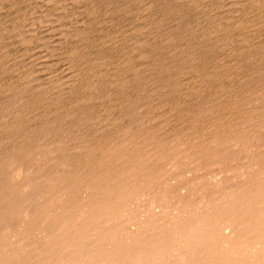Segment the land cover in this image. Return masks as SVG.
I'll return each instance as SVG.
<instances>
[{
	"label": "bare ground",
	"instance_id": "obj_1",
	"mask_svg": "<svg viewBox=\"0 0 264 264\" xmlns=\"http://www.w3.org/2000/svg\"><path fill=\"white\" fill-rule=\"evenodd\" d=\"M258 2L256 7L260 12H257L261 13L264 3ZM262 55L264 61L263 52ZM231 62L233 63L232 60ZM262 66L257 70V77L254 76L257 78L254 84H251L252 79L250 82L244 80V84L239 79L238 70L241 65L234 67L235 72L222 70V80L217 83L214 81L217 72L206 73L190 66L196 70H192L196 73L195 79L198 76L201 84L206 80L202 87L199 83L198 89L193 86L190 94L202 92L201 90L204 92L207 86L209 89L214 87V92L218 90L224 96L227 94L226 100L223 99L226 103L221 100L224 109H220L224 111L228 108L229 111H226L229 113L226 115L224 111L221 112L223 115H214L210 109L212 106L206 107L212 100L208 98L211 99L210 103L207 104V101L205 106L203 102L204 106L199 107V113L196 109L193 111L196 114L191 113L190 108L187 111L185 109V118H181L187 121L179 123L182 124L180 127L177 123L178 128H172L170 133H166L169 128L160 133L159 129L152 128L151 125L147 127L141 119L145 126H141L139 121L140 125L137 126V114L127 113L125 104L122 109H125L128 120L126 123L117 120L120 116L113 119L125 125L118 128L115 125L117 122L112 121L113 126L118 128L113 129L115 133L110 129V133H114L112 137L98 139L95 135L97 140L87 131L84 134V123L81 124L82 127L73 128L72 121L68 120L78 114L73 116L72 113L70 118L68 116L69 119L64 115L68 125L70 123L72 127L70 129L69 126V130L64 131L66 135L62 131L67 128V123L58 124L59 127L56 124V130L59 131L66 127L61 134L63 137L67 136L71 143H67V139L62 137L47 141L42 133V139H34L32 136L35 135L28 132L33 139L27 142L26 148L18 146L12 154L11 148L10 153L7 152L10 155L4 153L3 156L1 153L0 156V264H264V65ZM242 68L244 69V65ZM241 71L243 70L240 73H244ZM255 71L256 69L252 72L255 74ZM148 72L150 76L152 71ZM194 84L197 85L198 82ZM228 91L233 94L231 97ZM239 92L242 96L235 95ZM243 94L254 97L258 103L249 109ZM203 95L200 97L204 98ZM212 95L215 99V93ZM212 95L210 96L213 97ZM189 101L192 102L191 99ZM183 103L181 101V105ZM22 104L25 105L24 102ZM117 106L115 108L118 111ZM59 112L61 111H57V115ZM54 119L57 120V117ZM84 120L82 117L78 123ZM58 121L61 120L55 122ZM1 127L2 125L0 129ZM14 127L11 128L14 134L26 132H18L24 130L20 126L17 127L20 129L18 131ZM90 129L92 128H87L89 132ZM2 130L5 129L2 127ZM1 131L0 133L3 132ZM5 131V137L14 136L12 131ZM73 145L80 156L71 153L75 151L72 149Z\"/></svg>",
	"mask_w": 264,
	"mask_h": 264
},
{
	"label": "rangeland",
	"instance_id": "obj_2",
	"mask_svg": "<svg viewBox=\"0 0 264 264\" xmlns=\"http://www.w3.org/2000/svg\"><path fill=\"white\" fill-rule=\"evenodd\" d=\"M257 1H263L264 3V0H0V126L2 125L7 132L12 131L14 135L10 138L5 137L6 131L2 130L1 127L0 131L2 130L3 132L1 131L2 133H0V141L2 142L3 140V142H0V145H2L0 147H6L5 149L0 148V150H2L0 151V156H2V154L4 156V153L8 155L11 150L12 154L14 148L18 146L26 148V146H28L27 142L33 139L32 137H34V139H42L44 137L47 141L49 139V141H52L54 137L55 139L62 137L63 139H67L65 140L67 143H71L72 141L66 138L67 136L63 137L64 135L62 136V134L64 131L66 132L69 130V126L70 129L75 126L77 129L82 127L81 124L83 123V126L86 124L84 126L85 129L82 127L84 134H87L85 133V131H87L88 134L90 133V136H98V139L104 138V136L105 138L112 137L115 133L114 130L125 125L123 123H126L128 120L126 115L130 112H133L135 115L137 114L135 117L138 118V120L136 119L137 126H139L140 123L141 126L144 125L142 124V122H144L146 126L148 125L149 127L152 126V128L159 129L160 133L161 131L163 132V130L165 132L167 128L169 129L166 133H170L169 130L172 131L176 127H180L182 124L179 125V123H185L187 121L184 119V113L187 109L190 108L191 110H189L191 113L195 109V111H201L200 109L204 104L206 106L210 103L211 99L208 100V98H212V100L211 104H208L206 107H214L210 108L214 115L218 113L221 114V112L223 113L224 111V113L228 115V108H225L224 111L220 109L221 107L224 109L221 104L222 101L224 103L223 99L226 100L227 94L224 96L222 92L217 90L219 93L218 95L217 92H214L216 91L214 87L209 89L208 86L204 89L205 93L201 90L202 92H197L198 94L194 93L192 94L193 96L190 94L193 91V86H196L195 89H198L197 86L200 83V81H198V76L196 77L197 79H195L196 75H194L195 72L193 71L199 68V70L202 69L201 71L206 73L217 72V78L214 77L215 80L213 79L217 83V81L220 82L222 80L220 74L222 70L225 72L227 69L228 71L230 70L229 72H235L236 70L234 67L238 68V66L241 65L239 69L241 68L240 70H243L244 73H240V70L237 69L239 72V79L242 82L244 80L245 82L246 80L250 82L252 79L251 84L257 82L256 73L263 67L262 64L264 65L262 59V52L264 54V7L261 9V13H259L260 10L256 7ZM258 16L260 17L258 18ZM243 26L244 28H242ZM182 45H184V47ZM184 49L185 51H183ZM258 49L260 51H258ZM255 50L258 51V53ZM142 52L147 55H143ZM247 57L249 58L246 59ZM168 59L169 61H167ZM247 62L250 63L248 64ZM222 63L225 66H223ZM245 64H247V67ZM165 65L170 68L164 67ZM243 65L244 69L242 68ZM190 66H193L196 70ZM202 66H204V68H202ZM256 66L259 69H257ZM255 69L256 71L254 74L252 71ZM148 70L152 71L150 76ZM158 70L159 72H157ZM251 73H253V76ZM74 75H76V77ZM242 76L247 77L243 78ZM125 81H127L126 84ZM205 81L203 82L205 83ZM194 82H198V84L196 85ZM203 82L202 84L200 83L201 87L204 85ZM245 82H243V84ZM122 84H124V87H122ZM174 85L177 86L176 89ZM66 86H70V88ZM172 86L174 88H172L173 90L171 89ZM158 88H160V90ZM168 91L171 92L169 93ZM210 91L212 94L215 93V99ZM172 92H174V94H172ZM227 93L228 95L230 94V97L233 95L231 91ZM207 94L209 96H207ZM60 95L63 96L60 97ZM199 95H203L204 98L207 99ZM235 95L242 96L241 92ZM243 95L247 101L246 107L249 106V109L250 106L252 108L254 104L256 105L258 103L254 100V97L250 96V98L245 94ZM166 96H168V98ZM55 97H57V99H55ZM121 98L123 99L121 100ZM189 98L192 102L189 101ZM200 98L203 99L200 100ZM216 99L218 103H216ZM247 99H249V101ZM176 101L178 102L177 105ZM181 101L182 103L184 102L183 105H181ZM22 102H24L25 105L22 104ZM130 102H133L132 105ZM186 102L190 103L187 104ZM203 102L205 103L203 104ZM173 104L175 106H173ZM64 106L67 107L68 110L65 109ZM116 106L119 112L116 110ZM192 106L194 109L191 108ZM122 107L126 108V112L127 110L128 112L126 113L125 109L123 110ZM165 107L169 108L166 109ZM181 107H183L184 110L183 108L179 109ZM24 108H27L29 112ZM33 108L35 109L33 110ZM57 111H61L59 112L61 116L59 114L57 115ZM66 112L70 113L67 114ZM123 112L125 113L124 115ZM52 113L56 115L52 116ZM71 113L73 116L78 114L75 116L78 120H81L83 117L85 119L84 122L78 123L77 118L73 117L75 120L70 118ZM39 114L41 115L39 116ZM81 114L84 115L82 116ZM194 114H196V112ZM64 115H67V118L70 115L68 121H72V127L70 123L68 125V121L65 119L66 117H64ZM19 116H21V119ZM26 116L30 118L28 119ZM56 117L57 120L61 121L56 123L55 121L57 120L54 119ZM80 117L81 119H79ZM117 117L119 119H117ZM169 117L171 118L169 119ZM181 117L184 118L182 119ZM87 118H89L87 120L88 122L86 121ZM30 119H32V121ZM113 119L125 122L122 123L121 121L118 122ZM161 119H164L166 123ZM112 121L119 123H114L118 128L113 126ZM23 122L26 124H23ZM66 123L67 128L64 127L66 129H64L63 126H60V128L62 127L64 130L59 128L61 131L63 130L62 134L61 131L56 130L59 125H66ZM75 123L78 124L75 125ZM177 123L178 126H176ZM53 124H55V126ZM56 124L58 127H56ZM50 125H52L51 129ZM205 125L208 124L206 123ZM12 127H14L16 131L24 128V130L18 132H26L24 134L20 133L19 135H17L18 133L14 134V131L11 130ZM34 127H36V129ZM87 128H92L90 129L92 132H89ZM110 129H112L114 133L112 132L111 134ZM42 130L43 132L46 131V134L45 132L43 133ZM28 132H30V135L32 132V135L37 136L30 137ZM41 133L44 135L43 137ZM40 135L41 138L39 137ZM3 136L9 140L12 138L10 143L9 140H5ZM96 136L95 138L97 139ZM4 140L6 142L5 145H3ZM9 144H14V146L11 147ZM72 147H74L72 149L76 152L72 151L71 153L80 156L75 145Z\"/></svg>",
	"mask_w": 264,
	"mask_h": 264
}]
</instances>
